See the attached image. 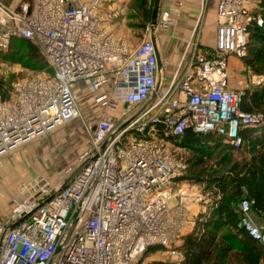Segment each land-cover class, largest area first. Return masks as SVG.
<instances>
[{
	"label": "built area",
	"instance_id": "obj_1",
	"mask_svg": "<svg viewBox=\"0 0 264 264\" xmlns=\"http://www.w3.org/2000/svg\"><path fill=\"white\" fill-rule=\"evenodd\" d=\"M16 1L17 10L0 0V49L26 38L54 74L18 80L7 98L0 86V157L78 117L79 83L95 103L122 104L126 112L103 113L91 146L58 186L45 180L35 189L34 182L25 198L14 200L0 220V264H133L153 245L164 246L161 255L172 264H182L176 241L194 225L188 206L209 202L199 187L175 188L184 169L175 142L191 127L238 147L242 128L264 126V109L243 110L245 90L230 89L226 74L227 56H246L250 26L264 24V0H217L216 48L195 57L165 90L151 25L147 37L130 46L110 31L118 14L114 0ZM160 16L169 22L168 11ZM256 83L264 84V76ZM109 84L111 97L102 92ZM253 203L241 201L240 224L264 242Z\"/></svg>",
	"mask_w": 264,
	"mask_h": 264
},
{
	"label": "trees",
	"instance_id": "obj_2",
	"mask_svg": "<svg viewBox=\"0 0 264 264\" xmlns=\"http://www.w3.org/2000/svg\"><path fill=\"white\" fill-rule=\"evenodd\" d=\"M134 1L136 3L130 8L142 17V26L145 27L152 18V1ZM259 11L264 17V1ZM15 40L21 41L14 46L17 47L15 55L21 53L19 59L34 69L47 65L54 74L37 45L26 38H15L11 44ZM246 56L247 65L257 74H264V24L250 26ZM6 92L4 89V97ZM241 104L242 109L249 112L264 109V84L247 88ZM240 135L243 144L234 147L223 135L198 133L190 127L175 142L177 147L192 152L188 166L190 170L193 168V172L183 173L176 181L206 182L213 196L207 210L197 214L193 230L183 236V243L178 247L184 256L182 264H264V242L240 224L242 200L254 199L251 216L256 223L261 219L259 213L264 212V126L242 128ZM207 161L221 171L211 169ZM164 248L149 246L143 254L156 253ZM149 264L172 263L156 259Z\"/></svg>",
	"mask_w": 264,
	"mask_h": 264
},
{
	"label": "rangeland",
	"instance_id": "obj_3",
	"mask_svg": "<svg viewBox=\"0 0 264 264\" xmlns=\"http://www.w3.org/2000/svg\"><path fill=\"white\" fill-rule=\"evenodd\" d=\"M151 1L153 6L154 0ZM113 2V5L118 13L114 21L125 18V27L131 28V32H133V36L135 38L139 37L138 34L142 30L141 27H143V19L139 16L138 13L135 12L134 9L130 8L132 4L136 3V1L121 0V5H119V0H114ZM122 7L123 10H121ZM148 23H150V21ZM141 40L142 39H139L138 42H141ZM19 42L21 41L15 40L10 45V47L6 49V51L0 49V85L3 90L11 88L15 82L27 76H52V73L49 71V69H47V65H44L42 68L34 69L31 66L27 65L23 59H19L21 53L15 55V52H17V47L14 48V46L18 45ZM228 57L229 60L226 66V74H228V78L229 80H231V82L234 83L236 81L238 82L244 80L243 83L245 84V90H247L246 88L252 87L253 85H260L257 84L256 81L258 80V76H264V74H257L250 68L249 65H247V56L244 58L239 57L236 54H231L227 56V59ZM97 116L98 115L94 114L91 118H96ZM70 123L66 125V128L69 127ZM74 124H71L70 126H75V128L80 127L78 123ZM75 128L73 127L70 132L64 134L55 132L52 136L53 138H56L54 142L53 140H50L48 138V135L52 133V131L45 137L39 138L38 143L29 142L27 143L28 145L25 144V146H21L16 150L11 151L4 156H1L0 205L3 206V209L6 212L10 210V208L12 209L13 205L15 204L14 200L21 199L22 193H20L18 189L20 185L25 184V182H27V180H29L30 178H37L41 176L42 178L40 179L47 180L53 187L57 186V184L62 181L64 175V166L70 163V161L74 160L78 156V153L85 146H87L86 142H89L90 140L89 137L87 138V136L85 139L84 135L78 136V133H72L73 129ZM88 145H91V142ZM177 152L184 161V169L182 171V174L186 173L187 175L193 172V168L191 167L190 170L188 166V159L192 157V152L187 150L186 148H183L182 146L177 147ZM207 164L208 166H211V169H216L218 173L221 171L219 167L213 166L211 164V161H207ZM179 185H193L199 187L200 190L203 191L204 195L208 196V202H211V200H213L212 191L211 189H209L211 187H208L206 182H179L177 180L175 188ZM203 206L205 207V209H203L202 212L207 210L208 204H203ZM187 210L191 215L189 209ZM196 216L197 214H194V220H192L193 224ZM260 218V222H264V219L261 217V215ZM193 226L194 225H192V227H188L186 231L178 237L176 241L177 248L183 243V236L193 230ZM165 250L167 249L164 248L163 250H160L156 253L148 252L147 254H142L137 258V260L133 262V264H149L156 259L167 260L165 254L161 255V252Z\"/></svg>",
	"mask_w": 264,
	"mask_h": 264
},
{
	"label": "crops",
	"instance_id": "obj_4",
	"mask_svg": "<svg viewBox=\"0 0 264 264\" xmlns=\"http://www.w3.org/2000/svg\"><path fill=\"white\" fill-rule=\"evenodd\" d=\"M4 5H8L12 9H18V4L16 0H1ZM31 1V0H29ZM121 0H119L120 2ZM159 1V10H158V21L155 27V30L152 31V37H155L156 46H158L160 58L162 61V66L159 67L158 76L160 81V86L162 89H168L178 78H181V75L188 70V67L194 61L195 57L202 56L203 54L210 53L216 48L215 42L217 37V0H158ZM155 3V1H154ZM121 5V2L120 4ZM123 6V5H122ZM152 6V11H153ZM123 10V7L122 9ZM168 11L170 20L167 24H163L162 17L160 16L162 11ZM152 16V13H151ZM125 18L119 20H113L110 24V31L116 33L117 36L122 37L126 40L130 46H135L138 43L139 39H144L147 37L148 30L147 26H152V18L150 23H148L145 28L141 27V32L138 34L139 37H134L131 28L125 27ZM125 27V29H124ZM144 28V29H143ZM152 29V27H151ZM141 35V36H140ZM151 37V38H152ZM142 41V40H141ZM229 60V57H228ZM242 81L231 82L228 78V86L230 89H244L245 84ZM110 86L106 85L102 88V92L107 96L110 95ZM247 89V88H246ZM75 94L78 98V106L80 109V115L74 119L69 120V122L62 124L61 126L55 128V130L48 135L50 140L55 141L54 135L57 133H67L75 126H70L71 124L78 123L79 128L73 129L72 133H78L79 135H84L85 139L89 137L90 139V130L97 125L96 123L102 117L103 113L120 115L123 112H126V107L122 104H117L112 108L106 107L101 103H95L92 99H89L87 94L88 86L82 82L77 84L74 87ZM245 90V89H244ZM4 90L2 88V95ZM7 95V92L5 93ZM180 98H185L183 93H179ZM7 98V96H6ZM134 109V108H133ZM131 109V110H133ZM98 115L96 118H91L92 115ZM83 119V120H82ZM76 120V121H74ZM73 121V122H72ZM79 121V122H78ZM83 121V122H82ZM71 122V123H70ZM69 127L66 128V125ZM83 124V125H82ZM75 125V124H74ZM93 126V127H92ZM64 127V128H63ZM58 135V134H57ZM52 137V138H51ZM47 138V137H46ZM39 140H34L32 143H38ZM91 139L89 142H86V145L79 153L78 156L66 164L63 168L64 175H66L67 168L70 165H76L79 161L80 156L86 149L91 145ZM31 143V142H30ZM85 144V143H84ZM26 145H28L26 143ZM25 146V144L23 145ZM23 148V147H22ZM42 178H30L25 182V184L20 185L19 192L21 198H25L26 190L25 186L29 185L35 180ZM47 181V180H46ZM60 183V182H59ZM58 183V184H59ZM57 184V186H58ZM24 191V192H23ZM13 205V204H12ZM188 209L191 213V216L202 212L205 207L200 204L192 203L188 206ZM11 208L7 212L3 209V206L0 205V220H6L10 215Z\"/></svg>",
	"mask_w": 264,
	"mask_h": 264
},
{
	"label": "water",
	"instance_id": "obj_5",
	"mask_svg": "<svg viewBox=\"0 0 264 264\" xmlns=\"http://www.w3.org/2000/svg\"><path fill=\"white\" fill-rule=\"evenodd\" d=\"M154 1H155V3H154L153 11H152V22H151L152 31L155 30V27H156V24H157V21H158V16L157 15H158V10H159V1L158 0H154ZM152 42L156 46L155 37H152ZM156 48H157V51H156L157 61L159 63V67H161L162 66V61H161V58H160L158 46H156ZM35 182H37V185H35V189H38L40 187V184L45 182V179H37V180H35ZM65 186H66V184H63V187H65ZM29 187H31V186L27 185L25 190L28 189Z\"/></svg>",
	"mask_w": 264,
	"mask_h": 264
},
{
	"label": "bare ground",
	"instance_id": "obj_6",
	"mask_svg": "<svg viewBox=\"0 0 264 264\" xmlns=\"http://www.w3.org/2000/svg\"><path fill=\"white\" fill-rule=\"evenodd\" d=\"M261 85V84H260ZM1 158V157H0Z\"/></svg>",
	"mask_w": 264,
	"mask_h": 264
}]
</instances>
